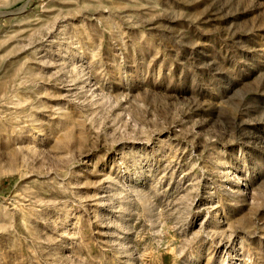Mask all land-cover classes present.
I'll list each match as a JSON object with an SVG mask.
<instances>
[{
  "label": "rangeland",
  "instance_id": "374dc122",
  "mask_svg": "<svg viewBox=\"0 0 264 264\" xmlns=\"http://www.w3.org/2000/svg\"><path fill=\"white\" fill-rule=\"evenodd\" d=\"M0 264H264V0H0Z\"/></svg>",
  "mask_w": 264,
  "mask_h": 264
}]
</instances>
